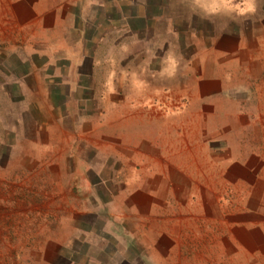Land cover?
Here are the masks:
<instances>
[{"label":"rangeland","instance_id":"rangeland-1","mask_svg":"<svg viewBox=\"0 0 264 264\" xmlns=\"http://www.w3.org/2000/svg\"><path fill=\"white\" fill-rule=\"evenodd\" d=\"M260 38L264 0H0V264L208 259L216 201L177 191L200 150L172 107L217 62L258 88Z\"/></svg>","mask_w":264,"mask_h":264},{"label":"crops","instance_id":"crops-1","mask_svg":"<svg viewBox=\"0 0 264 264\" xmlns=\"http://www.w3.org/2000/svg\"><path fill=\"white\" fill-rule=\"evenodd\" d=\"M100 3L103 7L106 4ZM53 11L56 18L57 10L53 8ZM37 15L39 10L35 6L32 17ZM26 27H36L42 33L53 28L47 26L43 29L41 22L30 19ZM259 42L258 46L263 48L261 38ZM249 59L247 54L245 64L256 59V55ZM245 75L242 65L234 60L224 64L217 62L205 77L194 75L183 87L178 103L172 107L177 112L190 113L192 119L185 123L172 119L168 128H178V137L191 138L188 144H197L200 150L197 152L198 162L192 163L194 182L190 183L187 179L181 181L177 191L185 193L191 189L210 193L209 200L212 201L213 196L216 201L217 214L207 217L210 224H216L210 233H204L211 240V250L208 254L203 251L202 255L208 256V259H203L202 264H215L217 256L220 263L216 264L264 262V82L258 83L255 89L254 82L247 80ZM259 89L263 90L259 92ZM185 98L187 101H184ZM167 108L171 109L169 103ZM164 115L170 117L169 114ZM184 156L194 157L190 153ZM177 166L180 176H191L183 165ZM186 182L190 189L185 187ZM225 194H235L237 199L222 200ZM201 199L202 195H198L197 200ZM249 213L257 218L245 220ZM229 217L230 220L223 222ZM235 232L238 233L234 235ZM180 256L178 259L182 260Z\"/></svg>","mask_w":264,"mask_h":264}]
</instances>
